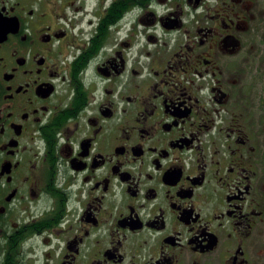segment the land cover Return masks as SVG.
I'll return each mask as SVG.
<instances>
[{
	"label": "flooded vegetation",
	"instance_id": "flooded-vegetation-1",
	"mask_svg": "<svg viewBox=\"0 0 264 264\" xmlns=\"http://www.w3.org/2000/svg\"><path fill=\"white\" fill-rule=\"evenodd\" d=\"M0 264H264V0H0Z\"/></svg>",
	"mask_w": 264,
	"mask_h": 264
}]
</instances>
